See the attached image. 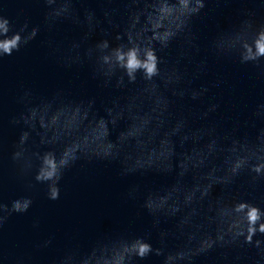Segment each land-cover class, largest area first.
Listing matches in <instances>:
<instances>
[{
    "label": "clouds",
    "instance_id": "obj_1",
    "mask_svg": "<svg viewBox=\"0 0 264 264\" xmlns=\"http://www.w3.org/2000/svg\"><path fill=\"white\" fill-rule=\"evenodd\" d=\"M35 3L43 8L40 23L28 16H0V60L44 34L41 45L60 65H87L101 88L119 94L99 115L94 99H60L59 91L38 97L23 89L16 98L21 110L10 120L19 129L8 155L13 176L28 193L41 186L49 201L60 199L65 174L81 164L115 163L122 177H173L160 190L136 184L127 190L158 226V246L149 235L101 240L86 251L65 250L59 264H136L150 255L162 257V264H195L213 251L223 264H264V201L240 194L264 183V127L254 137L237 135L236 121L223 128L215 118L223 81L209 67L216 60L264 69L262 6H245L202 50L193 20L209 0H133L124 5L120 21L114 19L115 9L105 10L101 19L81 3V12L77 0ZM64 23L80 29V37L56 40ZM250 119L264 121V98L255 103ZM122 121L128 127L111 139ZM145 133L154 144L147 160L128 165L125 159L131 157H122V146L139 143ZM33 204L30 194L0 204V225ZM170 241H175L171 247Z\"/></svg>",
    "mask_w": 264,
    "mask_h": 264
},
{
    "label": "water",
    "instance_id": "obj_2",
    "mask_svg": "<svg viewBox=\"0 0 264 264\" xmlns=\"http://www.w3.org/2000/svg\"><path fill=\"white\" fill-rule=\"evenodd\" d=\"M132 2L77 0V7L82 12V3L101 19L105 10L115 9L114 19L120 21L126 16L124 5ZM252 5H260L264 9V0H209L204 13L193 20V30L201 49L207 48L218 28L227 27L245 6ZM42 13L43 8L35 0H0V16L6 15L14 20L28 16L33 23H40ZM80 35V29L64 23L58 27L55 39H78ZM43 36L27 49L0 60V204H7L20 195L30 194L34 198V204L27 213L13 214L0 225V264H59L67 249L86 251L96 241L118 237L132 239L149 235L153 246H158L155 238L158 226L140 209L137 201L128 197L127 190L134 184L142 190H160L172 183L171 176L149 173L122 177L115 163L81 164L65 174L57 201L47 200L41 186L31 193L26 192L24 183L13 176L8 155L19 129L12 126L10 120L21 110L16 98L23 89H30L38 97H50L59 91L60 99H94L99 115L104 114L103 107L111 97L119 94L101 88L87 65L71 69L60 65L41 45ZM209 67L210 73L223 81L219 91L223 102L215 118L223 121L225 130L230 129L234 121L239 122L237 135L254 137L257 128L264 127V121L250 119L255 103L264 98V69L255 70L216 60L211 61ZM177 107L180 108L179 104ZM181 110L186 111V107ZM245 121L249 123L245 124ZM127 127L128 122L122 121L110 138L115 140L117 133ZM153 146L152 135L145 133L135 145L125 142L122 157H131L125 159V163L133 165L137 159L147 160ZM186 179L190 182L191 178ZM218 193L219 188L214 194ZM240 194L244 198L264 201V183L254 190H241ZM174 244L175 241L169 242L170 247ZM136 264H162V257L150 255ZM195 264L223 262L220 254L213 251L197 257Z\"/></svg>",
    "mask_w": 264,
    "mask_h": 264
}]
</instances>
